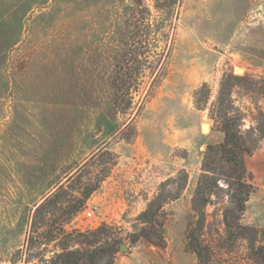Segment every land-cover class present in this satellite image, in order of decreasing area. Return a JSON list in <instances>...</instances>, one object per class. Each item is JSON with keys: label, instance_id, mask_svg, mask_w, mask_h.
Instances as JSON below:
<instances>
[{"label": "rangeland", "instance_id": "1", "mask_svg": "<svg viewBox=\"0 0 264 264\" xmlns=\"http://www.w3.org/2000/svg\"><path fill=\"white\" fill-rule=\"evenodd\" d=\"M227 119L252 185L230 229L225 177L192 208ZM158 224L162 244L141 237ZM68 251L264 264V0H0V264Z\"/></svg>", "mask_w": 264, "mask_h": 264}, {"label": "trees", "instance_id": "2", "mask_svg": "<svg viewBox=\"0 0 264 264\" xmlns=\"http://www.w3.org/2000/svg\"><path fill=\"white\" fill-rule=\"evenodd\" d=\"M229 121L232 120L227 119L222 124L223 142L219 145L209 146L204 155L201 174L192 197V208L198 218L202 220L204 216L202 208L208 203L213 190L218 187L220 177H225L222 180L228 184L229 190L233 191L230 197L234 204L231 211L223 214L227 229L231 228V219L238 221L243 215L246 203L252 193V185L245 161L251 150L245 146L239 136L237 126L231 125ZM170 197V200L176 199L178 194ZM164 201L162 196H157L138 215V220L142 224L152 223L160 216ZM149 231H146V228H141V237L152 244L163 243L162 224L149 228ZM197 255L200 256V253L197 252ZM55 264H96V261L95 255H86L81 251H68L61 253L56 258Z\"/></svg>", "mask_w": 264, "mask_h": 264}, {"label": "built area", "instance_id": "3", "mask_svg": "<svg viewBox=\"0 0 264 264\" xmlns=\"http://www.w3.org/2000/svg\"><path fill=\"white\" fill-rule=\"evenodd\" d=\"M94 215V209H90L88 211L85 212L84 214V220H89L90 218H92Z\"/></svg>", "mask_w": 264, "mask_h": 264}, {"label": "bare ground", "instance_id": "4", "mask_svg": "<svg viewBox=\"0 0 264 264\" xmlns=\"http://www.w3.org/2000/svg\"><path fill=\"white\" fill-rule=\"evenodd\" d=\"M203 130H204V131L206 130V126H205V125L203 126ZM206 131H207V130H206Z\"/></svg>", "mask_w": 264, "mask_h": 264}]
</instances>
